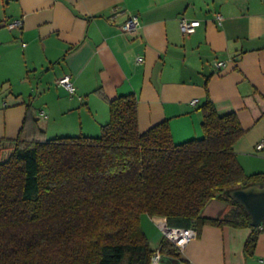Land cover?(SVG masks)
Listing matches in <instances>:
<instances>
[{
	"label": "crops",
	"instance_id": "obj_1",
	"mask_svg": "<svg viewBox=\"0 0 264 264\" xmlns=\"http://www.w3.org/2000/svg\"><path fill=\"white\" fill-rule=\"evenodd\" d=\"M129 16L139 20L134 33L122 30ZM182 18L201 25L184 35ZM16 19L21 28L9 30ZM65 74L73 94L58 84ZM130 93L140 131L168 120L175 143L203 137L208 94L220 115L240 121L234 150L244 171L264 172V0H0V161L34 132L24 126L28 104L45 138L94 137L109 121L108 100ZM229 210L214 199L202 216ZM141 225L158 249L166 219L143 215ZM249 234L205 225L179 259L159 264H264V232L253 256L243 251Z\"/></svg>",
	"mask_w": 264,
	"mask_h": 264
},
{
	"label": "trees",
	"instance_id": "obj_2",
	"mask_svg": "<svg viewBox=\"0 0 264 264\" xmlns=\"http://www.w3.org/2000/svg\"><path fill=\"white\" fill-rule=\"evenodd\" d=\"M108 106L100 135L47 139L27 105L24 126L34 132L18 137L0 161V264H151L157 249L143 215L197 232L205 225L247 228L243 251L253 256L264 221L253 227L229 192L263 183L264 172L248 175L238 160L234 145L244 130L237 115H220L207 94L199 108L203 137L175 143L168 120L140 131L135 94ZM214 199L230 210L202 216ZM158 250L181 257L166 238Z\"/></svg>",
	"mask_w": 264,
	"mask_h": 264
},
{
	"label": "built area",
	"instance_id": "obj_3",
	"mask_svg": "<svg viewBox=\"0 0 264 264\" xmlns=\"http://www.w3.org/2000/svg\"><path fill=\"white\" fill-rule=\"evenodd\" d=\"M218 24L221 23L222 17L218 14L216 16ZM201 25L199 20H187L185 18H182L180 21V30L184 35L193 33L197 27ZM22 26V20L16 19L6 24V27L9 30H12L14 28H21ZM139 26V20L137 16H129L125 22L122 24V30L125 33H134ZM25 45V44H23ZM142 61L141 58L137 59V62ZM223 62H217L215 64V67H221L223 66ZM72 77L69 74H65L63 77H61L58 81V84L62 87H64L70 94L74 93V86L72 84ZM264 146L263 142H260L257 144L256 148L258 150L262 149ZM164 238L171 241L181 252L184 250V248L188 245L190 241L195 239L197 237V230L195 228H188V229H182L177 227H169L167 226L165 230L163 231ZM161 259V254L159 250L157 249L155 254L152 256L151 264H159Z\"/></svg>",
	"mask_w": 264,
	"mask_h": 264
},
{
	"label": "water",
	"instance_id": "obj_4",
	"mask_svg": "<svg viewBox=\"0 0 264 264\" xmlns=\"http://www.w3.org/2000/svg\"><path fill=\"white\" fill-rule=\"evenodd\" d=\"M229 196L244 207L253 227L261 225L264 221V182L234 188Z\"/></svg>",
	"mask_w": 264,
	"mask_h": 264
},
{
	"label": "rangeland",
	"instance_id": "obj_5",
	"mask_svg": "<svg viewBox=\"0 0 264 264\" xmlns=\"http://www.w3.org/2000/svg\"><path fill=\"white\" fill-rule=\"evenodd\" d=\"M3 159H5V158H3Z\"/></svg>",
	"mask_w": 264,
	"mask_h": 264
}]
</instances>
